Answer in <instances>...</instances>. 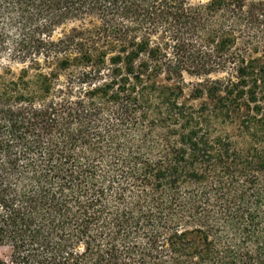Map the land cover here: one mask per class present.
<instances>
[{"label":"trees","instance_id":"obj_1","mask_svg":"<svg viewBox=\"0 0 264 264\" xmlns=\"http://www.w3.org/2000/svg\"><path fill=\"white\" fill-rule=\"evenodd\" d=\"M1 58L12 264H264V1L0 0Z\"/></svg>","mask_w":264,"mask_h":264},{"label":"rangeland","instance_id":"obj_2","mask_svg":"<svg viewBox=\"0 0 264 264\" xmlns=\"http://www.w3.org/2000/svg\"><path fill=\"white\" fill-rule=\"evenodd\" d=\"M203 2L207 0H202ZM264 1V0H262ZM6 65V61L4 59H0V72L2 71V67ZM0 264H12L10 262V249L4 246H0Z\"/></svg>","mask_w":264,"mask_h":264}]
</instances>
